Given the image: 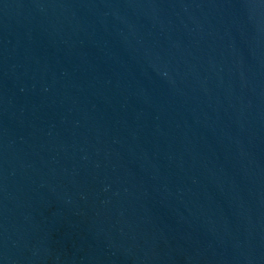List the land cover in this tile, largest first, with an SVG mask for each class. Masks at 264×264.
<instances>
[{
  "label": "water",
  "instance_id": "95a60500",
  "mask_svg": "<svg viewBox=\"0 0 264 264\" xmlns=\"http://www.w3.org/2000/svg\"><path fill=\"white\" fill-rule=\"evenodd\" d=\"M0 264H264V0H0Z\"/></svg>",
  "mask_w": 264,
  "mask_h": 264
}]
</instances>
